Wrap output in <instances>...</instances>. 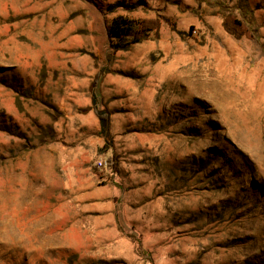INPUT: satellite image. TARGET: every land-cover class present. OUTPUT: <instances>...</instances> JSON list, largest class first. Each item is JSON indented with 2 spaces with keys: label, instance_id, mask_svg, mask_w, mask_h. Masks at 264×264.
Instances as JSON below:
<instances>
[{
  "label": "rangeland",
  "instance_id": "374dc122",
  "mask_svg": "<svg viewBox=\"0 0 264 264\" xmlns=\"http://www.w3.org/2000/svg\"><path fill=\"white\" fill-rule=\"evenodd\" d=\"M0 264H264V0H0Z\"/></svg>",
  "mask_w": 264,
  "mask_h": 264
},
{
  "label": "trees",
  "instance_id": "16d2710c",
  "mask_svg": "<svg viewBox=\"0 0 264 264\" xmlns=\"http://www.w3.org/2000/svg\"><path fill=\"white\" fill-rule=\"evenodd\" d=\"M242 28V23L236 22ZM227 31H230L225 24ZM158 29V22L145 19H131L123 15L115 16L108 28V37L113 42V47L116 49H127L128 47L139 44L145 40L148 35ZM100 121L101 128L106 129V116L100 111H96Z\"/></svg>",
  "mask_w": 264,
  "mask_h": 264
}]
</instances>
